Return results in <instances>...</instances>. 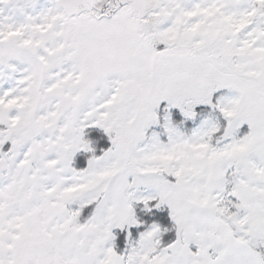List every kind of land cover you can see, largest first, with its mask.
<instances>
[{
	"label": "snow or ice",
	"instance_id": "snow-or-ice-1",
	"mask_svg": "<svg viewBox=\"0 0 264 264\" xmlns=\"http://www.w3.org/2000/svg\"><path fill=\"white\" fill-rule=\"evenodd\" d=\"M0 264H264V0H0Z\"/></svg>",
	"mask_w": 264,
	"mask_h": 264
}]
</instances>
